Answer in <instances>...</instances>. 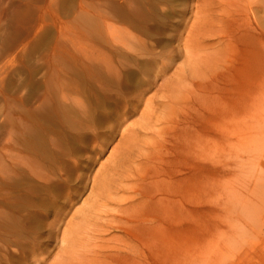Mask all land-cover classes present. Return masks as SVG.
<instances>
[{"label":"bare ground","instance_id":"bare-ground-1","mask_svg":"<svg viewBox=\"0 0 264 264\" xmlns=\"http://www.w3.org/2000/svg\"><path fill=\"white\" fill-rule=\"evenodd\" d=\"M189 1L118 0L98 15L86 8L69 63L57 58L36 111L22 117L20 147L7 146L0 264L26 256L27 264H45L40 230L50 217L59 245L48 264H199L214 254L222 227L215 178H226L231 164L242 167V157L231 162L232 149L262 134L264 0ZM173 6L188 19L168 38L152 37ZM82 149L92 156L75 176ZM74 177L82 186L70 199ZM86 185L81 207L68 211ZM252 190L264 193V178ZM55 197L66 201L52 215ZM223 209L225 246L233 218Z\"/></svg>","mask_w":264,"mask_h":264},{"label":"rangeland","instance_id":"rangeland-1","mask_svg":"<svg viewBox=\"0 0 264 264\" xmlns=\"http://www.w3.org/2000/svg\"><path fill=\"white\" fill-rule=\"evenodd\" d=\"M118 0H0V169L6 166L5 155L7 146L12 149L20 147L21 120L27 110L33 115L42 99V83L49 77L48 71L55 64L57 58L60 65L69 63L68 54L72 50V34L76 33L82 39L84 33V19L86 8L92 6L93 13L105 3L111 4ZM190 0L189 3H193ZM176 3V0H175ZM190 6V4H189ZM178 6H173L168 14L167 24L163 28L153 29L152 37L168 38L171 29H178L185 19ZM181 14V16H180ZM97 17V16H96ZM95 17V18H96ZM182 60L175 59L176 63ZM48 88L47 86L45 87ZM28 94L27 101L24 100ZM136 118L130 120L134 121ZM118 136L114 137L106 149L97 157L91 173L98 167L99 162H104L109 155ZM89 150L82 149L73 157L79 164L75 176L86 173L87 160L91 158ZM242 157L244 164L238 168L231 164L230 173L226 178H215L218 192L215 194L218 205L216 206L219 226L216 239L218 245L213 249L212 256L202 254L199 264H264V193L253 191L252 187L257 178H264V121L262 134L253 145L244 148L232 149V161ZM16 178L17 166L15 165ZM0 178L5 176L0 174ZM81 179L73 178L70 182V196L73 189L81 187ZM90 183L88 181V189ZM87 185L80 190V195L71 202L73 211L82 205V200L88 193ZM67 194V195H68ZM65 195V196H67ZM71 197L70 199H72ZM53 213L61 208L64 197H55ZM69 199V200H70ZM65 204V203H64ZM41 208V202L39 203ZM224 206L233 218L230 227L231 239L229 244L222 246L221 215L225 214ZM223 209V211H222ZM51 217L44 222L43 236L39 241L40 250L48 253L47 262L51 263L58 250V239L53 238L48 224ZM111 235L119 236L114 231ZM201 235V233H200ZM29 257L23 259V264L29 262ZM149 264H172L153 259Z\"/></svg>","mask_w":264,"mask_h":264}]
</instances>
